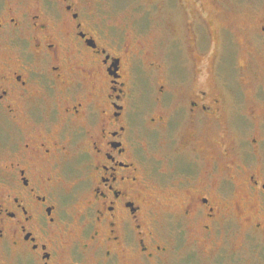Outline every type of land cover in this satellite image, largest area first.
Listing matches in <instances>:
<instances>
[{"label": "flooded vegetation", "instance_id": "af4514ba", "mask_svg": "<svg viewBox=\"0 0 264 264\" xmlns=\"http://www.w3.org/2000/svg\"><path fill=\"white\" fill-rule=\"evenodd\" d=\"M183 2H160L185 14L163 74L92 0L0 8V264H170L185 232L264 235V0Z\"/></svg>", "mask_w": 264, "mask_h": 264}, {"label": "rangeland", "instance_id": "374dc122", "mask_svg": "<svg viewBox=\"0 0 264 264\" xmlns=\"http://www.w3.org/2000/svg\"><path fill=\"white\" fill-rule=\"evenodd\" d=\"M5 1L0 0V8ZM161 1L92 0L91 12L94 18H103L114 24L115 27H112L114 30L122 25L126 31L140 33L148 42L145 49L150 50V53L161 62L163 74L168 60L172 59L164 37L170 32V26L177 27L185 14L180 10L177 13L170 12L160 3ZM183 1L185 5L190 3V0ZM152 4L158 7H152ZM144 80L147 83V93L145 90L143 92V88H139L140 95H149L152 75ZM237 222V225L223 231L222 236L219 234L220 237L214 240L212 251L203 248L205 243L200 241L198 235L193 237L196 239L194 241L190 237V231L185 232L183 239L176 243L178 250L170 264H264V235L254 230L245 232L244 227ZM185 257H189L186 262Z\"/></svg>", "mask_w": 264, "mask_h": 264}]
</instances>
